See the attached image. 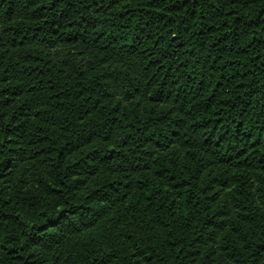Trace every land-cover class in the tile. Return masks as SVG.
Returning a JSON list of instances; mask_svg holds the SVG:
<instances>
[{
  "label": "trees",
  "instance_id": "obj_1",
  "mask_svg": "<svg viewBox=\"0 0 264 264\" xmlns=\"http://www.w3.org/2000/svg\"><path fill=\"white\" fill-rule=\"evenodd\" d=\"M0 264H264V0H0Z\"/></svg>",
  "mask_w": 264,
  "mask_h": 264
}]
</instances>
